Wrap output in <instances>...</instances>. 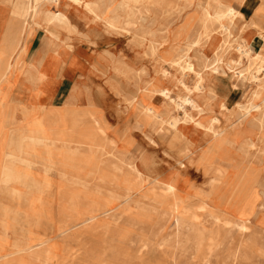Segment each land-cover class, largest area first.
<instances>
[{
  "label": "rangeland",
  "instance_id": "374dc122",
  "mask_svg": "<svg viewBox=\"0 0 264 264\" xmlns=\"http://www.w3.org/2000/svg\"><path fill=\"white\" fill-rule=\"evenodd\" d=\"M3 1L0 6L10 13V2L21 0H7L8 5H2ZM110 1L113 5L106 12L103 7L98 11L109 15L116 28L106 27L102 20L68 0H61L57 10L68 15L70 25H59L54 30L56 36L51 35V27L36 26L29 20L31 27L25 30V36L30 39L35 34L39 46L47 47L45 39L49 36L58 49L61 45L69 49L70 45L69 50L82 48L94 55H90L92 65L85 79L91 98L84 106L87 110L79 111L81 116H72V107H77L72 102L62 107L37 105L32 125L25 123L21 113L15 115L14 122L6 123V112L15 107L0 98V153L6 152L0 156V205L7 207V214H0V249L10 253L26 245L33 252L24 259L10 258L0 264H205L196 258L192 245L206 217L190 209L188 201L195 195L215 207L225 199L233 208L235 202L219 193V185L235 171L241 174L240 180L247 181L251 197L259 198L258 210L264 212V190L260 186L264 179V75L259 76L258 83L242 79L247 75L242 69L258 65L261 50L250 45L255 38L250 25L240 27L243 21L234 30L233 21L230 34L225 33L221 26L230 22L226 8L232 5L214 0H166L162 6L150 3L143 7L128 0ZM245 1L238 0L239 4ZM130 21L134 25L129 26ZM240 50L248 51L247 58ZM197 51L200 61L194 57ZM10 57V51L0 48V64ZM185 59L194 61L198 72L204 74V89L193 95L196 105L188 108L189 123L182 125L188 139H176L171 146L157 130L158 120L149 122L148 114L154 112L165 119L178 115L174 104L159 92L169 89L173 99H183L188 92L181 82L191 88L200 80L198 72L183 68ZM23 60H29L25 53ZM24 65H16L11 76L20 68L23 71ZM206 66L222 67L223 72L206 71ZM84 70L79 63L78 71ZM15 82H21L19 73ZM80 89L75 84L73 93ZM237 103L244 109H238ZM222 104L227 110L221 108ZM86 112L95 115L107 132V139L97 146L86 141L85 133L91 130ZM51 113L61 126L54 127ZM194 122L208 127L213 124L217 134L212 136L193 127ZM27 129L40 134L32 136ZM57 131L76 136L68 138ZM162 133L172 135L166 125ZM146 135L156 144H151ZM108 139L116 144L109 146ZM187 148L188 155L194 154L186 156ZM129 152L152 177L169 183L177 176L185 205L174 208V197L169 196L159 207L154 206L151 185L132 177L123 166ZM67 156L75 159L70 161ZM6 162L14 163L11 174L4 173ZM124 196L130 200L126 205L111 206L110 200L118 204L122 201L118 197ZM98 208L112 211L81 224ZM70 225L78 226L62 236L56 233ZM228 228L229 242L225 241L207 264H231V241L240 234L232 225ZM50 237L52 241L43 240ZM259 264H264L263 260Z\"/></svg>",
  "mask_w": 264,
  "mask_h": 264
},
{
  "label": "bare ground",
  "instance_id": "6f19581e",
  "mask_svg": "<svg viewBox=\"0 0 264 264\" xmlns=\"http://www.w3.org/2000/svg\"><path fill=\"white\" fill-rule=\"evenodd\" d=\"M8 1L7 0L3 1L2 5H8ZM60 1L61 0H21L18 3H11L10 2L12 9L9 13V16L7 18V22H6V25L4 28V32H3L1 39H0V48L10 51L12 53L13 57L8 58V61H6V59L3 60L2 64H0V89H1V87H3L6 84V82L10 78L12 70L14 68L17 69L16 65H19L20 56L22 55L23 52L26 51V46H27V42H28L29 38H26L25 30L28 27H31V25L29 23L30 19L33 20V22L36 26L46 25V26L51 27L52 28L50 30L51 35L54 34V30L59 25H62L64 27H69L70 20H69L68 15L62 11L57 10V7L60 4ZM68 1L71 2L73 5L81 6L82 8L86 9L88 12L92 13L96 17V19L102 20L106 27L116 28V25L110 20L109 15H107V16L102 15L98 11L99 7H103L104 12H106L108 7H111L113 5L112 1H110V0H95V1L68 0ZM128 1L136 7H143V6H147V5L149 6L150 3L153 5H156V6H162L166 2V0H128ZM214 1H216L217 4L223 3L221 0H214ZM226 10L228 13V17L230 18V22L227 25H222L221 28L223 29V31L225 33L230 34V32H231L230 31V29H231L230 25L233 23V21L240 19V17H241V19H243L244 16L238 10L237 7H229V8H226ZM205 14L208 17L210 16V13L207 10V8L205 10ZM128 25L131 26V25H134V23L132 21H130V24H128ZM261 38H262V41L264 43V34L261 36ZM245 42L248 43L246 40H245ZM19 46H21L19 48V52H16V50ZM240 52H241L242 57L246 56V58H247V55L249 54L248 51H246V50L241 51L240 50ZM18 55H20V56L17 59ZM257 59H259V62L256 63L258 65H256L254 68L248 66L246 69H242V70H244V72L247 71V75L242 77L244 82L247 81L249 83V82L253 81V82L258 83V82H260L259 76L264 75V47L258 52ZM27 62L30 65L26 69H28L30 71H36L37 70L36 66L31 64L29 62V60ZM183 63H184L183 68H185L186 70H188L190 72H198V69H197L194 61H191L189 59H185ZM212 64H214V62ZM239 67H240V65H239ZM205 69H206V71L212 70L216 74H219L223 70V68L219 67V66H214L211 68H209V66H206ZM230 69H231V67H230ZM26 74L27 73L24 72V77L26 76ZM198 74H199L200 80L191 88L188 87L185 83L181 82L183 84L184 88H186L187 92H188V95L186 97H184L183 99H173L171 96V91L169 89L160 90L159 93H160L161 97H163L166 101H171L174 104L176 113L178 115H176V117H174L172 119H165L164 117H158V115H156V113L151 111L152 113H150L148 115L149 116V122L151 120H155V119L158 120L157 122H159L158 123L159 126H158L157 130L159 131V133H160V130L162 129L163 125L165 124L166 126H168L170 133L176 134V135L179 134L180 139H182V138L188 139V135L186 134V132H184L182 130V128H183L182 125H183V123L184 124L189 123L188 122L189 121L188 108L193 109L196 105V102L193 98V95L196 93L202 92L204 89V86H203L204 74H202L200 72H198ZM210 75H212V74L206 73L205 76H210ZM257 97H258V95H257ZM237 107H238V109H241V110L244 109V106L240 103H237ZM16 108L18 109L19 107H15L14 109L10 110L11 113H9V115L6 117L7 118L6 123H12L13 122L12 113H14ZM221 108L227 110V106H225L224 104L221 105ZM86 113L89 114L88 112H86ZM180 114H182L184 117L179 118ZM50 116H51L52 123L55 125L56 121L58 119L55 117L54 113H51ZM78 116H81V114H79ZM88 120H89L88 127L91 130H87V132L85 133L86 141L88 144H90L92 146H97L98 142L104 141V137L107 134V132H106L105 128L101 125L100 121H98V123L95 122L96 120H98V118L95 115L89 114ZM213 121L215 124H217L219 122L218 119H216V118L213 119ZM193 124H194L193 127L198 128L200 130H205L206 133H208L212 136L217 134L216 131L214 130L215 126L213 124L211 125V127H208L203 122H199V123L194 122ZM79 134H81V133H79ZM146 137L149 139L151 144H156V141L153 138H151L150 136H147V135H146ZM210 143H211V141L208 142V144H210ZM111 144L114 145V143H112V141H111ZM171 146H172V144H171ZM188 152H189V148L186 149V153H187L186 156H191L192 154H194V152H192L190 155H188ZM72 158H73V156H67V159L70 161L73 160ZM6 165L7 166L4 168V173L5 174H11L12 169H13L12 166L14 165V163L13 162H8V163L6 162ZM179 165L183 166L184 164L182 163V161H180ZM123 166L127 169L128 173L132 175V177H134L135 179L143 180V182H147L151 185L150 191H151V194L153 197L152 204L154 206L159 207L162 203L169 200V196L174 197V200H173L174 202L172 204L174 208H178L181 205H185L184 200L181 198V194L178 191L179 185H178L177 176L174 179V181L169 182V183H165V182L161 181L160 177L154 178L150 174H147L145 178H142L141 177L142 171H141L140 166L139 165H138L139 167L135 166L134 163L132 162V158L128 157V156L125 157V162H124ZM241 177L242 176L238 171H235L233 173L230 172L226 175L225 180L219 185L220 186L219 193L225 194V196L231 197L232 202H235L234 203L235 206L233 208L229 207V202H227L225 199H222V201L215 203L216 204L215 207H213L210 203L206 202L203 198L197 197L195 195L193 196V198H191L188 201V203H189L188 206L190 207V209H195V210H197V213H199L200 215H204L206 217L205 221L201 223L203 225V228H202L203 230H196L194 236L192 235V233H190V235H192L194 237L193 238V245H192L193 249H194V254L196 255V258H198L201 262H203L205 264L208 263L209 257H212L215 254L216 255L218 254L220 249L226 243L225 241L228 240V242H229V238H228L230 236L229 235L230 231L228 228L229 225H232L234 228H237L236 229L237 233L240 234L239 238L234 239L233 242L231 241V244H232L231 254L229 256V258L232 261L231 264H259V262H261L262 260L264 262V212L258 210L257 200L259 198L255 197L254 195H252L253 198L251 197L250 190L247 188V181L246 180H244V181L240 180ZM58 178H60V177H58ZM216 186H218V185H216ZM260 186L263 187L262 189L264 190V179L261 181ZM10 191H11V189H10ZM8 197H9V195H8ZM132 197H134V195H132ZM118 199L122 200L118 204L116 201L110 200L111 206L116 205L118 207H121L123 205H126L130 201L129 198L126 196H124L123 198L118 197ZM10 202H12V201H10ZM13 206H15V205H13ZM5 208H6V210H5ZM0 209H1L2 214L3 213L7 214V207L0 205ZM111 211H112V209L104 210L101 208L93 210L90 212L89 217L86 220H83L81 222V224L87 225V224L93 222L94 220L98 219L100 215L105 214V213L108 214ZM187 211H188V209H187ZM185 215H189V214H185ZM182 216H184V215H182ZM195 218H196V216H195ZM193 220H195V219H193ZM125 222H127V221H125ZM73 224H75V222ZM65 225H66V223H65ZM77 226L78 225H73V226L70 225L67 227H61V228L57 229L56 233L59 234V236H62V235L68 234L70 231H72ZM177 228H178V226H177ZM205 230L208 231V233H206ZM121 232H122V230H121ZM140 232H142V231H140ZM173 237H175V236H173ZM136 238H138V236H136ZM138 240L139 239H137V241ZM140 240H141V237H140ZM132 241H133V239H132ZM142 241H143V239H142ZM186 243H187V241H186ZM147 244H148V242H147ZM132 245H131V247H132ZM158 245H160V244H158ZM134 246H135V244H134ZM139 246H140V242H139ZM28 250H30V248L27 247L26 245H23L22 249H20V246H19L17 248V251H13L10 253L3 250V249H0V262L5 261V260L10 259V258L15 260V258L24 259V256H30V255L32 256L33 252L28 251ZM63 256H64V252H63ZM131 258H130V260H131ZM173 261H174V259H173Z\"/></svg>",
  "mask_w": 264,
  "mask_h": 264
},
{
  "label": "crops",
  "instance_id": "0c3cea01",
  "mask_svg": "<svg viewBox=\"0 0 264 264\" xmlns=\"http://www.w3.org/2000/svg\"><path fill=\"white\" fill-rule=\"evenodd\" d=\"M221 1L223 3L231 4V7H237L244 16L243 19H237L235 21L233 29L236 30L237 25L239 23H242L243 21L245 23L240 25V27H243L245 24H249V30L253 32L255 38L251 44L248 42V38H244L245 33H242L243 38L252 46L254 50L262 49L264 47V43L261 38V35L264 34V0H256L255 4V0H246L242 4H239L238 0ZM8 16L9 12H7V8H2V6H0V32H2V34L4 32ZM53 36H56L55 31ZM34 38L35 34L33 35V38H30L28 40L26 51L23 52L20 56L19 64H21L22 62L23 64H25L23 66V71L20 68L16 72L15 76H10L6 84L1 87L0 90V98L2 99V101H9V103L14 107H19V110L17 112L14 111V113H12L13 122L15 121V115L17 113H21L23 115V120L25 121V123H27L28 125H32L35 121V118L37 117V105L62 107L64 104H66V102H72L74 105L77 104V107H72V116L82 114L79 113V111L82 112L87 110L84 106L88 105V98H91L90 92L85 86V79H87V76L89 75L88 70L91 64L89 62V58H91L90 55L93 54H90L89 51L82 48L69 50L72 48L70 45L68 46L69 49H67V45H61L58 49L57 45H54V38L50 37L52 39L51 40L49 36L45 39V41L47 42V47L39 46V44L35 43ZM216 39L217 38H213L214 41ZM256 42H258V45H260L261 48L257 47L258 45L255 44ZM24 53L29 58V62L36 66V71H30L26 69L30 64L26 60H23ZM194 57H198L199 61L201 60L199 51L195 52ZM79 63H81L85 68L83 72L78 71ZM24 72L27 73L25 77ZM18 73L21 76V82H19L17 85L15 81L16 75ZM75 84H78L81 88L79 93H73V87L75 86ZM147 111L149 112V108L147 109ZM6 113L8 116L11 112L9 110ZM58 121L59 119L54 125L55 128L57 126H61ZM98 121L99 119L95 122L98 123ZM164 126L165 124L160 130V134L166 141L170 143V145L173 144L174 140L180 139L179 134L176 135L171 133L172 135L170 136V134L168 133H162ZM26 133H29L32 136H38L40 134L38 130L30 129H27ZM57 134L65 135L66 137L73 139L76 136L68 133V131H57ZM39 138L36 139L40 141ZM105 139H107V137H104V140ZM111 141L112 143H114V145L116 144L115 140L108 139L107 143L109 144V146H114L111 144ZM12 147H15V145H12ZM5 153V151L0 153V156H5ZM13 156L15 155L13 154ZM128 157L132 158V162L135 166L139 167L142 165L137 162L135 154L129 152ZM72 159L74 160L75 156H73ZM142 166L144 168V172L141 173V177L145 178L147 171L144 165ZM0 214H2V212H0ZM43 240L52 241L53 239L52 237H50Z\"/></svg>",
  "mask_w": 264,
  "mask_h": 264
}]
</instances>
